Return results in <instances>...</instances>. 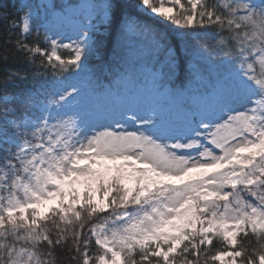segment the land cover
Wrapping results in <instances>:
<instances>
[{
    "label": "snow or ice",
    "instance_id": "6c2138e0",
    "mask_svg": "<svg viewBox=\"0 0 264 264\" xmlns=\"http://www.w3.org/2000/svg\"><path fill=\"white\" fill-rule=\"evenodd\" d=\"M0 65V264H264V0H0Z\"/></svg>",
    "mask_w": 264,
    "mask_h": 264
},
{
    "label": "trees",
    "instance_id": "16d2710c",
    "mask_svg": "<svg viewBox=\"0 0 264 264\" xmlns=\"http://www.w3.org/2000/svg\"><path fill=\"white\" fill-rule=\"evenodd\" d=\"M4 3L9 5V9L11 8V0H3ZM121 2L125 5H135L137 0H121ZM125 16L123 17V21L126 23L135 17L136 25L144 22V17L140 15V13L135 8H126ZM152 37L148 35L146 32L141 33L137 31L136 27L131 31L127 30V34L121 36L119 32H117L113 36V45L112 47L120 52L124 59L129 63L135 65L136 67L140 66H151L155 61V56L152 52ZM109 59H112V52L109 51L107 53ZM97 62L96 57L91 58V63L95 64ZM13 66H17L16 61H11ZM91 66V65H90ZM3 66L0 65V76H2ZM62 257L66 256V253H59ZM65 264H76L75 261L65 260Z\"/></svg>",
    "mask_w": 264,
    "mask_h": 264
},
{
    "label": "rangeland",
    "instance_id": "374dc122",
    "mask_svg": "<svg viewBox=\"0 0 264 264\" xmlns=\"http://www.w3.org/2000/svg\"><path fill=\"white\" fill-rule=\"evenodd\" d=\"M33 3H39L41 2V0H32ZM57 3L60 4H64V5H72L73 7H78L80 5L83 4H88V3H102L103 0H56ZM128 25V30H131L132 28H135L136 26V22H134L133 20L128 21L127 22ZM66 34H71L70 30H66ZM75 38V37H74ZM67 42V41H65ZM151 43H152V39H151ZM151 66H140V67H136L138 70V74H143V76L145 77V82L142 85V90L145 94H148L151 88V85L147 82V70L150 68ZM111 79V77H109ZM104 84H107V80L103 81ZM101 102H102V98H101ZM158 102L166 107L175 109L179 104H181V101H177V100H165V99H159Z\"/></svg>",
    "mask_w": 264,
    "mask_h": 264
}]
</instances>
